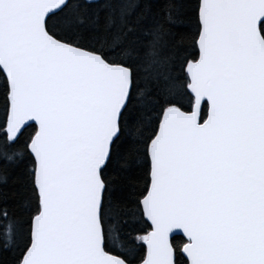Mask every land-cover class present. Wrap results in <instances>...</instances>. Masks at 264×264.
<instances>
[{
	"label": "water",
	"instance_id": "water-1",
	"mask_svg": "<svg viewBox=\"0 0 264 264\" xmlns=\"http://www.w3.org/2000/svg\"><path fill=\"white\" fill-rule=\"evenodd\" d=\"M70 1L0 0L7 139L36 127L40 211L20 264H128L105 250L101 173L132 73L49 34L48 18ZM199 18L193 109L167 110L149 148L151 230L139 264H175L176 236L188 264H264V0H201Z\"/></svg>",
	"mask_w": 264,
	"mask_h": 264
},
{
	"label": "trees",
	"instance_id": "trees-1",
	"mask_svg": "<svg viewBox=\"0 0 264 264\" xmlns=\"http://www.w3.org/2000/svg\"><path fill=\"white\" fill-rule=\"evenodd\" d=\"M201 0L70 1L48 18L47 31L60 42L100 55L131 70L132 88L121 115L120 134L101 177L105 250L128 264L146 256L151 230L142 211L150 186L149 148L163 115L172 108L191 112L187 69L199 58ZM264 39V22L260 26ZM9 85L0 68V264H20L30 246L32 222L40 211L36 163L29 144L36 133L27 127L11 144L6 135ZM208 114L203 104L201 122ZM186 240L172 239L175 264H188Z\"/></svg>",
	"mask_w": 264,
	"mask_h": 264
}]
</instances>
